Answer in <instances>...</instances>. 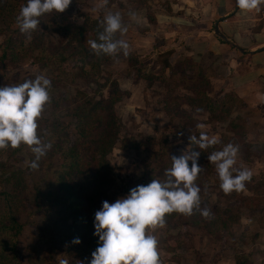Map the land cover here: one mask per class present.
Masks as SVG:
<instances>
[{
    "label": "rangeland",
    "instance_id": "374dc122",
    "mask_svg": "<svg viewBox=\"0 0 264 264\" xmlns=\"http://www.w3.org/2000/svg\"><path fill=\"white\" fill-rule=\"evenodd\" d=\"M168 1L177 0H107L106 3L104 0H72L63 12L67 22L89 25L96 21L99 26L106 13H119L128 28L123 38L130 45L131 57L122 53L116 58L96 56L89 51L85 39L87 54L84 52L83 59L79 60L78 56L62 66L65 71L79 76L72 82L62 80L53 84L50 96L54 99L46 105L38 121V135L52 145L38 162V169L30 167L34 155L27 146L22 144L16 149L0 150V202L3 194H9L11 198L16 195L19 200L20 194L26 195L24 187L31 191L34 185L43 188L49 180L57 181L61 171L68 179L73 177V170L70 172L67 168L69 160H63V154L73 147L65 133L73 135L76 126L82 124L79 119L89 117L91 108L90 129L86 137L80 140L78 135L72 137L78 138L75 145L79 151L74 150L72 154L78 153L83 172L76 180H69L82 183L87 202L88 197L97 192L94 201L99 210L103 201L114 203L127 196L131 189L147 185L152 179L164 180L165 171L159 164L170 168L172 156H179L184 150L200 151L198 164L203 170L195 183L201 189V208L206 206L213 215L205 219L195 210L191 216L175 212L166 214L164 225L152 233L158 240L161 264H237V258L241 256L249 257L246 264H261L264 254L261 253L263 260H259L255 245L257 241L264 245V132L261 130L262 134H256L255 127H264V122L258 123L257 108L246 106L231 94L219 96L214 93L197 64L182 60L184 52L177 51L178 63L174 58L172 60L174 68H164V61L169 62L176 50H172L173 46L171 50L166 44L164 46L161 36H156L157 29H151L155 32L153 38L149 31L150 26L155 27L156 13L164 11ZM11 2L16 5L12 14L14 19L7 18L5 10L0 12V45L13 41L17 49H13L12 57L0 63V87L22 83L37 75L50 78L56 71V62H36L34 56L28 55L29 51H20L22 34L15 18L27 0ZM52 14L44 19L48 20ZM9 21L12 24L8 27ZM85 35L94 39L90 32ZM43 37L46 42L59 44L60 38L50 30L44 32ZM201 60L205 62L200 66L207 64L206 60ZM112 89V97L116 100L114 98V105L109 104L112 107L104 111L111 113L108 135L115 140L102 160L107 167V173L103 175L94 170L99 159L96 154L93 156V152L101 137L100 132L104 130L106 117L94 104L108 100ZM227 95L230 101H223ZM221 102L224 104L217 109L207 111L212 103ZM201 132L216 137L220 143L205 150L199 149L189 142V136L199 137ZM228 143L237 146L239 151L233 174L239 169L251 172L245 190L231 194L220 189L215 165L207 159L213 151L221 150ZM62 165H66L64 170L60 169ZM96 175L104 179L101 185L93 180ZM14 183L20 186L17 193L12 190ZM21 208L22 211L16 210L18 221L26 227L16 238L18 264H61L63 260L70 264L68 256L73 261L78 258L74 250L49 254L46 245L38 240L45 234L37 229L42 218L36 214L32 195L29 202L21 203ZM83 212L87 213V209L84 208ZM253 235L257 241L247 242ZM91 258L92 255L83 254L82 263L90 264ZM82 263L80 260L77 264Z\"/></svg>",
    "mask_w": 264,
    "mask_h": 264
},
{
    "label": "clouds",
    "instance_id": "9594fccd",
    "mask_svg": "<svg viewBox=\"0 0 264 264\" xmlns=\"http://www.w3.org/2000/svg\"><path fill=\"white\" fill-rule=\"evenodd\" d=\"M71 3L72 0H27L15 18L16 25L30 39L42 16L63 13ZM235 3L237 8L248 13L260 11L264 0H235ZM98 27L101 30L97 38H87L85 42L94 55L112 58L121 53L125 57L129 55L130 45L123 38L128 28L119 13H106ZM50 88L51 81L44 75L0 87V150L16 149L22 144L27 146L34 155L30 164L33 170L38 169V162L52 147L38 135V121L51 102ZM189 142L201 150L220 143L204 132L199 137L190 135ZM237 152L238 147L228 143L207 156L215 165L219 187L225 194L244 191L245 183L251 179V172L246 169L233 174ZM200 155V151L184 150L179 156L171 157V167L165 170L164 180L152 179L147 185L131 189L127 196L114 203L103 201L101 209L95 212L94 235L99 242L91 254L90 264H161L158 240L152 233L164 225L166 214L175 212L191 216L195 210L203 218H210L213 213L206 206L201 208V189L195 183L203 170L198 164ZM80 243L78 237L71 241L72 245ZM61 264H68V261L63 260Z\"/></svg>",
    "mask_w": 264,
    "mask_h": 264
},
{
    "label": "trees",
    "instance_id": "16d2710c",
    "mask_svg": "<svg viewBox=\"0 0 264 264\" xmlns=\"http://www.w3.org/2000/svg\"><path fill=\"white\" fill-rule=\"evenodd\" d=\"M15 6L16 5L13 4L11 0H7L6 2L0 0V12L5 10L7 18L14 19L12 14L15 12ZM63 14L64 13L53 12L51 15L52 17L48 20L44 18H46L49 14L42 16L40 18L41 26L31 33L30 39L21 33L22 46L19 44V48L21 47L20 51H29L28 55L34 56L33 59L36 62H40L42 60H48L53 63L56 62L55 74L48 78L51 81V88L53 84H58L62 80L72 82L76 76H79L76 73H69L65 71L62 66L68 61L75 60V57L78 58V56L79 60H82L84 52L87 54V49L84 44L85 39H87L85 34L90 32L93 34L94 39H96L98 31L101 30L99 29L96 21L91 22L89 25L86 22L79 25L77 23L67 22V17ZM44 20H46V22ZM11 24L12 21H9L7 23L8 27ZM49 30L60 38L58 45L44 41V32L46 33ZM16 46V43L13 41H9L5 45H0V63L8 59L10 56L12 57V51H15L13 50L14 48L17 49ZM10 47L11 49L8 51ZM35 52H37L36 55H34ZM128 57H131V55L129 54ZM189 64H192V62L189 61ZM164 66V68L167 69L171 67L169 63H166V61H164ZM138 70L140 72V69ZM28 79L33 78L29 77ZM79 94L81 93L79 92ZM113 94L114 90L112 89L108 100L99 101L94 104L99 109L100 114L108 120L107 121L105 119L104 121V130L100 132L101 137L98 138L97 148L95 152H93V156L96 154L99 159V162L94 166V170L103 175L107 173V167L102 160H104L107 152L111 149L113 145L112 140H115V137L111 138L108 135L110 132L108 130L110 129L109 123L111 122V113L106 110L104 111V109H110L112 107L109 104L114 102L115 97H112ZM226 97L227 98H224L223 101H230V97L228 98V95ZM53 99L54 97H51V101ZM223 104L224 102H221L220 104L212 103L207 108V111L210 112L215 110L219 107V105ZM106 105L109 106L106 107ZM90 113L91 108L90 111H88L89 117H81L79 121L82 124H78L76 126V130L73 135H78L79 140L85 138L86 132L90 129ZM55 124L57 125V123ZM234 125L236 126V124ZM230 129L233 130L234 128L231 127ZM234 131L238 136L236 129ZM65 134L72 143L73 147L70 149V152L63 154V160H69L70 163L67 168L70 169V172L73 170L76 173L75 174L72 171L74 174L73 177L68 179L64 176L65 173L61 171V173H58L59 179L57 181L54 182L49 180L46 184H44L43 188H39L37 185H34V189L27 191V188L24 187L23 192H26V195H23L24 193L20 194L18 196L19 200L16 198V195H12L11 198V195L9 194H3L4 196L0 202V264H18L16 260V246L18 244L16 238H18V236L23 232L26 225L18 221L16 210L21 209L22 211L21 203L29 202L30 195L33 196V204L36 208V214L41 215L42 218V221L37 225V229L40 230L41 234H45L44 238H41L38 235V240L46 245L45 247L49 249V254H59L61 252L71 253L74 250V252L78 254V258L73 261L68 256V260L70 264H77L80 260L82 263L83 254L91 255L92 252L96 250L99 238L94 235V217L98 207L97 202L94 200L98 196V193L93 192L92 196L88 197L89 202L85 200V188H82V183L75 181L77 179V175H80L83 172L81 170V165L79 164L80 159L78 153L74 156L72 154L74 150L79 151L75 145L78 138L72 139L73 135L71 133ZM228 140L233 141V139ZM159 165L162 171H165L166 167H168V165H166V167L161 164ZM65 168L66 165H62L60 167L62 170ZM94 178L93 180L97 181V184L100 185L104 181V179L97 175ZM70 179L75 180L69 181ZM12 186L14 193L19 192L20 186H17L15 183ZM16 206L18 208H16ZM84 208L87 209L88 214L83 212ZM254 236L255 235H253V237H251L247 242H251L252 240L257 241L258 238L256 239V236ZM77 237L80 239L81 243L79 245H72L71 241ZM259 253L264 254V251L261 249L258 254ZM263 254L261 255L263 256ZM248 261L249 257L241 256L237 258L236 263L246 264ZM262 262H264V260Z\"/></svg>",
    "mask_w": 264,
    "mask_h": 264
},
{
    "label": "crops",
    "instance_id": "0c3cea01",
    "mask_svg": "<svg viewBox=\"0 0 264 264\" xmlns=\"http://www.w3.org/2000/svg\"><path fill=\"white\" fill-rule=\"evenodd\" d=\"M154 23L150 36L155 33L151 29H157L164 46L176 50L166 60L171 67L177 53L184 52L182 60L197 64L214 93L231 94L257 108L258 123L264 122V5L260 11L245 13L235 0L168 1L164 11L156 13ZM201 59L207 64L200 66L205 62ZM255 129L256 134L264 132L263 126ZM255 247L257 258L263 260L258 252L264 251V245L257 241Z\"/></svg>",
    "mask_w": 264,
    "mask_h": 264
}]
</instances>
